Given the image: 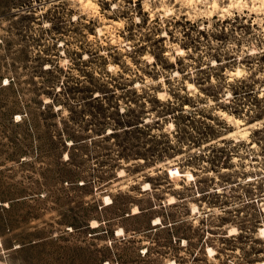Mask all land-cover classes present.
I'll return each mask as SVG.
<instances>
[{
  "label": "rangeland",
  "instance_id": "rangeland-1",
  "mask_svg": "<svg viewBox=\"0 0 264 264\" xmlns=\"http://www.w3.org/2000/svg\"><path fill=\"white\" fill-rule=\"evenodd\" d=\"M64 12L55 0H0V264H157L141 249L167 255L185 245L192 264L208 261L218 245L263 264L264 182L257 193L252 177L260 173L228 171L235 165L227 144L211 143L220 135L216 117L175 90L179 104L164 99L162 86L144 82L141 93L135 81L97 76L107 60L80 42L82 29ZM108 50L120 59L118 49ZM159 58L169 71H184L182 60L177 68ZM223 71L216 75L226 80ZM253 87L242 83L235 103L221 107L239 114L248 103L260 106ZM203 90L217 101L225 92ZM192 148L202 151L185 160ZM204 163L219 180L192 182L200 173L185 170ZM177 180L190 182L186 190ZM205 248L207 256L197 255Z\"/></svg>",
  "mask_w": 264,
  "mask_h": 264
},
{
  "label": "clouds",
  "instance_id": "clouds-1",
  "mask_svg": "<svg viewBox=\"0 0 264 264\" xmlns=\"http://www.w3.org/2000/svg\"><path fill=\"white\" fill-rule=\"evenodd\" d=\"M55 3L65 7L64 15L71 27L82 29L84 35L80 42L86 46L91 42L107 60L96 71L97 76L103 73L104 79H111L108 75L111 73L112 76H122L126 82L135 81L131 87L141 93L146 85L162 86L160 90L164 92V99L179 104L181 101L172 95L175 90L194 98L199 108L216 117L211 122L220 135L211 140L212 145L227 144L235 165L228 171L261 174L252 177L256 183L251 184L259 193L257 185L264 182V0H55ZM130 30L135 39H128ZM155 41H162L159 48L155 47ZM71 47L80 50L78 44ZM142 47L144 52H138L137 49ZM108 49L114 52L118 49L120 59L117 61ZM160 56L177 68L182 60L184 71H169ZM84 58H89L87 52ZM63 65L70 66L69 60L65 59ZM222 68L221 76H226V80L216 75ZM201 69H207V74ZM237 70L240 76L236 75ZM148 72L153 75L149 76ZM157 75L159 78H155ZM200 76L206 81L202 85ZM167 78L173 83L168 84ZM245 82L254 86L252 91L261 105H243V112L239 114L232 108L221 107V104L235 103V90ZM220 87L225 88L220 101L203 90ZM160 90L148 88L149 94L157 98ZM187 110L197 112L199 116L196 108ZM167 130L172 131L171 128ZM201 151V148H192L185 153L184 159L191 158L192 152ZM208 167L211 166L204 163L199 168L193 165L185 171L200 173L199 176L193 175L192 182L203 176H216L219 180L218 173L203 170ZM189 183L187 180L183 184L176 181L181 190H186ZM242 183L247 185L249 181L242 180ZM214 190H219V186ZM259 205L264 207V199ZM183 247L178 254L169 250L167 255L149 254L144 248L141 255L158 256L157 264H192L187 246ZM223 247L218 245L216 254L201 264H246L239 249L220 252L219 248ZM196 252L207 256L206 248L204 252L199 249Z\"/></svg>",
  "mask_w": 264,
  "mask_h": 264
},
{
  "label": "bare ground",
  "instance_id": "bare-ground-1",
  "mask_svg": "<svg viewBox=\"0 0 264 264\" xmlns=\"http://www.w3.org/2000/svg\"><path fill=\"white\" fill-rule=\"evenodd\" d=\"M236 75H240V72L238 70L236 71ZM149 186H150V184L147 183L145 185V188H148ZM107 201L110 202V203H113V201H112V199L110 197L107 198ZM134 213H138V211H134ZM119 232H122L123 233L124 231L121 229ZM262 234L264 235V229H262ZM212 252H213V250L210 249V253H212ZM263 264H264V262H263Z\"/></svg>",
  "mask_w": 264,
  "mask_h": 264
},
{
  "label": "trees",
  "instance_id": "trees-1",
  "mask_svg": "<svg viewBox=\"0 0 264 264\" xmlns=\"http://www.w3.org/2000/svg\"><path fill=\"white\" fill-rule=\"evenodd\" d=\"M84 184H86V183H84Z\"/></svg>",
  "mask_w": 264,
  "mask_h": 264
}]
</instances>
